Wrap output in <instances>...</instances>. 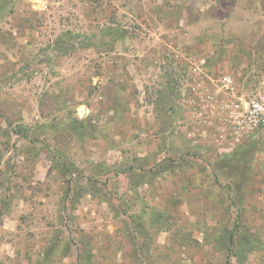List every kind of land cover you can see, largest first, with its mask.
Masks as SVG:
<instances>
[{"label": "rangeland", "instance_id": "rangeland-1", "mask_svg": "<svg viewBox=\"0 0 264 264\" xmlns=\"http://www.w3.org/2000/svg\"><path fill=\"white\" fill-rule=\"evenodd\" d=\"M254 98L264 0H0V264H264Z\"/></svg>", "mask_w": 264, "mask_h": 264}, {"label": "built area", "instance_id": "built-area-1", "mask_svg": "<svg viewBox=\"0 0 264 264\" xmlns=\"http://www.w3.org/2000/svg\"><path fill=\"white\" fill-rule=\"evenodd\" d=\"M264 103L258 98L251 99L246 108H244L246 114L241 120L242 123H245L247 126L251 127H264Z\"/></svg>", "mask_w": 264, "mask_h": 264}, {"label": "trees", "instance_id": "trees-1", "mask_svg": "<svg viewBox=\"0 0 264 264\" xmlns=\"http://www.w3.org/2000/svg\"><path fill=\"white\" fill-rule=\"evenodd\" d=\"M226 264H229V260H228V258H227V260H226Z\"/></svg>", "mask_w": 264, "mask_h": 264}]
</instances>
